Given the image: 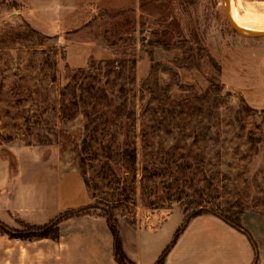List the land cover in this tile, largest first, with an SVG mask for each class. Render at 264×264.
<instances>
[{
    "label": "rangeland",
    "instance_id": "rangeland-1",
    "mask_svg": "<svg viewBox=\"0 0 264 264\" xmlns=\"http://www.w3.org/2000/svg\"><path fill=\"white\" fill-rule=\"evenodd\" d=\"M230 1L264 24V0ZM228 5L0 0V264H17L5 230L55 218L58 173L73 169L123 244L160 256L180 230L167 255L185 254L214 220L264 264V37L239 35ZM94 47L112 57L83 55ZM199 207L238 217L255 248L187 217Z\"/></svg>",
    "mask_w": 264,
    "mask_h": 264
},
{
    "label": "crops",
    "instance_id": "crops-1",
    "mask_svg": "<svg viewBox=\"0 0 264 264\" xmlns=\"http://www.w3.org/2000/svg\"><path fill=\"white\" fill-rule=\"evenodd\" d=\"M85 57L110 59L111 53L94 47L89 51H82ZM75 63V60H69ZM92 198L86 189L80 171L73 169L58 173L55 191V211L77 209L90 205ZM44 211V209H43ZM200 215L197 217H207ZM37 215H27L24 220L28 224H35L32 219ZM196 218V217H195ZM206 229L201 235L189 242L187 253L172 254L170 252L164 264H253L254 256L245 245L244 249L234 245L228 246V239L221 236L224 227L214 220L204 221ZM63 228L68 230L64 234ZM217 230L218 235L210 234ZM57 240H15L14 261L17 264H116L113 256V240L105 218L95 213L70 218L62 221L58 226ZM140 240V239H139ZM240 242H243L241 239ZM137 244V243H136ZM123 244L125 254L136 264H155L160 249H150L143 253L141 244ZM243 244V243H242ZM179 240L175 247L179 246ZM256 264V263H255Z\"/></svg>",
    "mask_w": 264,
    "mask_h": 264
},
{
    "label": "trees",
    "instance_id": "trees-1",
    "mask_svg": "<svg viewBox=\"0 0 264 264\" xmlns=\"http://www.w3.org/2000/svg\"><path fill=\"white\" fill-rule=\"evenodd\" d=\"M209 60L212 61V59L209 58ZM113 62H109V64H112ZM180 90H185L183 86H178ZM144 100V97L141 96V101ZM96 131V129H94ZM81 149L83 152H87L91 150V144L89 141L86 139L82 140L81 143ZM124 154L128 157L131 163L134 162L135 154L134 151H124ZM80 171V170H79ZM81 173V172H80ZM82 177L83 174L81 173ZM84 180V179H83ZM84 184L86 186V189L88 190V187L86 185V182L84 181ZM90 213H95L99 216H102L105 218L108 229L110 231V234L112 236L113 240V256L116 264H136L134 261H132L124 252L123 247H122V241L120 238L119 230L118 227L116 226V221L112 214L108 211H103L100 212L98 209H96L92 203L90 205L80 207L77 209H71V210H65L58 215L49 220L48 223H45L43 225H34V224H24L23 229L18 231V230H8L4 229L6 234L10 238H14L17 240H38V239H50V240H57L59 238V231H58V226L62 221L68 220L70 218L74 217H80L84 215H88ZM204 214H211L220 220H222L224 223L228 224L232 228L242 232L245 234L250 242L252 243V246L255 248L253 241L251 240L250 236L246 233V231L243 229V227L239 223V218L238 217H233L228 214H223L217 211L212 210L211 208L207 207H199L192 211L191 213H188L187 217L188 218H194L196 216L204 215ZM1 227V225H0ZM184 229V228H183ZM180 230L177 231V233L174 236L173 241L171 244L163 250L161 255L158 257L156 260L155 264H164L165 257L167 253L169 252L170 248L174 246L176 243V240L178 238V233ZM254 262L253 264H255Z\"/></svg>",
    "mask_w": 264,
    "mask_h": 264
},
{
    "label": "bare ground",
    "instance_id": "bare-ground-1",
    "mask_svg": "<svg viewBox=\"0 0 264 264\" xmlns=\"http://www.w3.org/2000/svg\"><path fill=\"white\" fill-rule=\"evenodd\" d=\"M228 15L229 18L242 30L245 32H254V33H261L264 32V24L263 25H258V26H254L250 23H246L244 21H239V16L236 13V10L232 4V2H229L228 5Z\"/></svg>",
    "mask_w": 264,
    "mask_h": 264
},
{
    "label": "water",
    "instance_id": "water-1",
    "mask_svg": "<svg viewBox=\"0 0 264 264\" xmlns=\"http://www.w3.org/2000/svg\"><path fill=\"white\" fill-rule=\"evenodd\" d=\"M226 4L228 5V0H226ZM225 13H226L227 20H228V22L230 23L231 27H232V28H233V29H234L239 35H241L242 37H245V38L264 37V32H261V33H254V32H245V31H242L241 29H239L238 27H236L235 24L232 22V20L229 18L227 7H226V9H225Z\"/></svg>",
    "mask_w": 264,
    "mask_h": 264
}]
</instances>
